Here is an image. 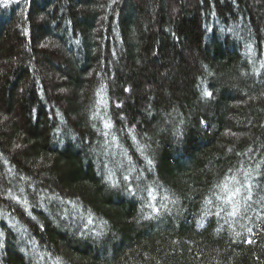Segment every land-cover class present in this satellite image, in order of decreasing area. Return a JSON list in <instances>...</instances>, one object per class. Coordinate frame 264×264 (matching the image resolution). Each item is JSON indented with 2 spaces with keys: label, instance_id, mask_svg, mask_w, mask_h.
Here are the masks:
<instances>
[{
  "label": "trees",
  "instance_id": "obj_1",
  "mask_svg": "<svg viewBox=\"0 0 264 264\" xmlns=\"http://www.w3.org/2000/svg\"><path fill=\"white\" fill-rule=\"evenodd\" d=\"M0 264H264V0H0Z\"/></svg>",
  "mask_w": 264,
  "mask_h": 264
},
{
  "label": "snow or ice",
  "instance_id": "obj_2",
  "mask_svg": "<svg viewBox=\"0 0 264 264\" xmlns=\"http://www.w3.org/2000/svg\"><path fill=\"white\" fill-rule=\"evenodd\" d=\"M206 95H211V93H206ZM106 126H110V125H106ZM226 189H227V185H225L224 186ZM239 193V189H235L234 191H232V192H228V193H226V201L228 202V203H234V201H233V197L235 196V195H237ZM237 211H238V209L234 206V208H233V212L231 213L232 215H235L236 213H237ZM249 242H251V241H249Z\"/></svg>",
  "mask_w": 264,
  "mask_h": 264
}]
</instances>
